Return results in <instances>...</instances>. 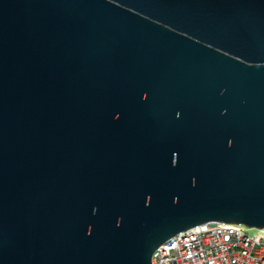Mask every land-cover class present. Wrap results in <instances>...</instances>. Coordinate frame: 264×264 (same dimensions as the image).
<instances>
[{
	"label": "water",
	"instance_id": "obj_1",
	"mask_svg": "<svg viewBox=\"0 0 264 264\" xmlns=\"http://www.w3.org/2000/svg\"><path fill=\"white\" fill-rule=\"evenodd\" d=\"M264 227V0H0V264H151Z\"/></svg>",
	"mask_w": 264,
	"mask_h": 264
},
{
	"label": "built area",
	"instance_id": "obj_2",
	"mask_svg": "<svg viewBox=\"0 0 264 264\" xmlns=\"http://www.w3.org/2000/svg\"><path fill=\"white\" fill-rule=\"evenodd\" d=\"M151 264H264V227L203 222L160 243Z\"/></svg>",
	"mask_w": 264,
	"mask_h": 264
}]
</instances>
